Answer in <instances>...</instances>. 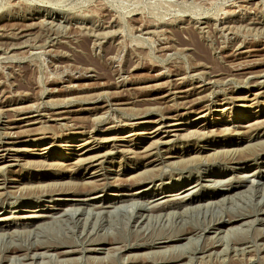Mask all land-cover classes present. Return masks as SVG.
<instances>
[{
    "label": "rangeland",
    "instance_id": "1",
    "mask_svg": "<svg viewBox=\"0 0 264 264\" xmlns=\"http://www.w3.org/2000/svg\"><path fill=\"white\" fill-rule=\"evenodd\" d=\"M260 147L264 0H0V264H264Z\"/></svg>",
    "mask_w": 264,
    "mask_h": 264
},
{
    "label": "bare ground",
    "instance_id": "2",
    "mask_svg": "<svg viewBox=\"0 0 264 264\" xmlns=\"http://www.w3.org/2000/svg\"><path fill=\"white\" fill-rule=\"evenodd\" d=\"M245 6V5H244ZM242 25V24H241ZM229 27V26H228ZM21 35V34H20ZM55 37V36H54ZM28 49V48H27ZM9 55V54H8ZM181 92V91H180ZM167 95V94H166ZM28 117H30L31 118V120L33 119L32 118V116L30 115V116H28ZM25 119V118H24ZM28 119V118H27ZM242 119V118H241ZM26 121H29V120H26ZM34 121V120H33ZM36 121V120H35ZM30 123H33V122H30ZM246 126V125H245ZM248 126H249V124H248ZM236 127L238 128V127H242L241 125H236ZM228 129V128H227ZM263 129V128H262ZM226 130V129H225ZM235 130V129H234ZM227 131V130H226ZM212 133V132H211ZM255 137V136H254ZM253 145V144H252ZM257 145V144H256ZM75 146V145H74ZM254 147H256V146H254ZM236 149V148H235ZM238 152L237 153H234L233 151V153L234 154H230L231 155V157L229 158V161H228V163H234V162H236L237 164H240V166L241 165H245V164H247L248 163V161H249V159H256L258 156V158H260V156L261 155H263L264 154V147H260V148H257V149H255V150H250V148H242V149H240V150H237ZM231 153V152H230ZM240 155L239 157H237V155ZM236 155V156H235ZM155 156V155H154ZM212 156V155H211ZM235 156V157H234ZM159 157V156H158ZM169 157H173V155L172 156H169ZM175 157V156H174ZM0 159H4V157L3 156H0ZM160 159V158H159ZM158 158H153L151 161H148V163H157V162H159L160 160H159ZM80 160H83V159H79V161ZM200 160V159H199ZM222 160V159H221ZM161 162V161H160ZM201 162H202V160H201ZM205 162V161H204ZM198 163V162H197ZM224 163V162H223ZM261 163H264V161H262ZM200 164V163H199ZM202 165V164H201ZM229 165V164H228ZM241 169V168H240ZM93 173V172H92ZM251 173V172H250ZM144 175L146 174L145 172L143 173ZM159 175V174H158ZM249 176H245V175H242L241 176V179H237L235 182H234V180L232 181L231 179L230 180H226V183H224V185H222V186H224L225 187V190L222 192V194H220V196L221 195H225V194H229L230 192H232V191H236L235 192V194H232V195H230L231 197L232 196H234V195H236V194H241V191H239V189L240 188H242V187H244V185L246 184V182L248 181V180H252V178H259V175L258 174H256L255 175V173H252V174H248ZM261 178H263L264 179V175H262V177ZM5 180V179H4ZM250 180V181H251ZM141 181V180H140ZM218 181H224V180H218ZM217 181V179L216 180H214L213 182L214 183H216V182H218ZM94 181H92V182H85V183H93ZM142 182V181H141ZM141 182H138V183H141ZM212 185H213V183H212ZM53 186H54V184H53ZM170 187H172V186H170ZM146 188V187H145ZM191 189V187L189 188V187H187L184 191H186V190H190ZM243 189V188H242ZM245 190V189H244ZM146 191V189H139L137 192H135V193H132V194H130V195H136V194H138V193H143V192H145ZM188 193V192H187ZM35 194V193H34ZM186 194V193H185ZM231 194V193H230ZM244 194V193H243ZM97 197H98V195H96ZM229 196V197H230ZM201 197H203L202 195H197V194H191V193H189V194H187V195H185V196H183V197H181L180 199L181 200H183V201H185L186 203H192L193 201H196L197 199H200ZM47 198H48V196H47ZM50 198V197H49ZM52 198V197H51ZM58 198V197H57ZM179 198V197H178ZM60 200H62V201H64V200H68V197H64V198H59ZM98 199V198H97ZM59 200V201H60ZM163 204V203H162ZM168 205L169 203H164L163 204V206H166V205ZM105 206V205H104ZM108 206H111V207H113V208H117V207H121L120 206V204L118 205H108ZM108 206H106V207H108ZM72 209V208H71ZM70 209V210H71ZM107 209V208H106ZM76 210V209H75ZM74 210V211H75ZM109 210V209H108ZM112 210V209H111ZM25 211H27V210H25ZM65 211V210H64ZM77 211H79V210H77ZM258 211H260V213H261V215L262 216H264V210H258ZM62 212H63V210H62ZM66 212V211H65ZM246 214V213H245ZM258 214V213H257ZM55 215V214H54ZM58 215V214H57ZM51 216H53V215H50V214H44V215H34V216H26V217H32V218H36V220H44L45 218H48V220H49V218L51 217ZM244 216V213H240V214H229V215H227L226 216V219H221V221L219 222V224L221 225L222 224V227L223 226H227V225H232L234 222H236L238 219H240L241 220V218L240 217H243ZM23 217V216H22ZM142 218V217H141ZM222 218V217H221ZM5 220V221H8V220H6V219H8V218H1L0 220ZM52 219V218H51ZM261 220V222L262 221H264V218H262V219H260ZM37 222H39V221H37ZM218 222V221H217ZM36 223V222H35ZM34 225V224H33ZM35 226H37V225H35ZM1 227V226H0ZM38 227V226H37ZM233 227V226H232ZM236 228V227H235ZM237 228H238V226H237ZM220 229V228H219ZM226 229V228H225ZM232 228H230V230H231ZM234 229V228H233ZM3 232V231H2ZM190 231H188V232H185V234L186 233H189ZM263 232V231H262ZM217 236V235H216ZM223 237V236H222ZM225 237V236H224ZM263 237V236H262ZM160 239V238H159ZM166 239V238H165ZM169 239H171V238H169ZM222 239V238H221ZM236 239V238H235ZM156 240V239H155ZM168 240V238L166 239V240H162L161 242H166ZM230 240V239H229ZM154 241V240H153ZM212 241V240H211ZM209 242V246H203L201 249L203 250V252H206V251H208V250H210V249H215L216 247H218V246H223V245H221L222 244V242H221V244H218L220 241H219V239H218V241H212V242ZM222 241V240H221ZM264 241V240H263ZM233 242V245H232V248L231 249H229V250H227V249H225V248H223V249H220V251H215V250H213V252H210L207 256L205 255V257H207V258H210L211 256L212 257H214L216 254H219V253H224L225 255L227 254H233V255H237L238 253H241L242 255L243 254H246V253H250V251L252 250V249H249V246H247V245H245V246H242V245H244V244H247V243H252V246H254V248H255V250L256 251H264V243H261V244H257V243H255L254 241H251V240H247V239H238V240H234V241H232ZM154 244H156L155 242H154ZM153 244V245H154ZM166 244V243H165ZM224 244V243H223ZM147 246H151L152 244H146ZM168 245V244H167ZM7 246V245H6ZM13 246V245H12ZM11 246V247H12ZM15 246V245H14ZM37 246H38V244H37ZM161 247V246H160ZM168 247V246H167ZM224 247V246H223ZM9 248V247H8ZM162 248V247H161ZM170 248V247H169ZM173 248V247H172ZM38 249V248H37ZM166 249V248H165ZM5 250H7V249H5ZM9 250V249H8ZM92 250H94V251H98V249L97 248H94V249H92ZM174 250V249H173ZM202 250H201V252H202ZM18 251H20V247H12L8 252L9 253H16V252H18ZM161 251V250H160ZM34 252V251H33ZM72 252V250L71 251H69V252H67V253H71ZM158 253V252H157ZM162 253V252H161ZM182 253V252H181ZM212 253V254H211ZM214 253H216V254H214ZM27 254V253H26ZM30 254V253H29ZM256 254V253H255ZM11 255H14V254H11ZM232 255V256H233ZM10 256V255H9ZM8 256V257H9ZM7 257V259H9ZM28 257V256H27ZM33 257V256H32ZM139 257H140V255H139ZM185 257H187V256H183L182 254H177V255H168V256H166V255H164L163 254V256H161V257H159V258H155V257H153V258H151V259H149L148 257H146L145 259L147 260L146 262H149V263H147V264H165V263H168V262H178V261H181L183 258H185ZM216 257H217V255H216ZM229 257V256H228ZM231 257V256H230ZM237 257V256H236ZM4 258H5V256H4ZM12 257H10V259H11ZM141 259V261H142V257L140 258ZM212 259V258H211ZM216 260H218V259H216ZM229 260V259H228ZM138 260H133V259H128L127 261H126V263L128 264V263H132V264H134L135 262H137ZM140 261V260H139ZM65 262H67L66 260H65ZM218 262H220V264H227L226 262H225V260H222V261H219L218 260ZM231 262V261H230ZM249 263H251L250 262V260L248 261ZM180 263V262H179ZM232 263V262H231ZM94 264H109V261L108 260H106L105 258H94ZM230 264V263H229Z\"/></svg>",
    "mask_w": 264,
    "mask_h": 264
}]
</instances>
